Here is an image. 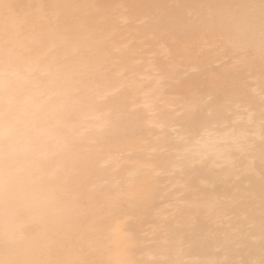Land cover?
I'll return each instance as SVG.
<instances>
[{
  "label": "snow or ice",
  "instance_id": "obj_1",
  "mask_svg": "<svg viewBox=\"0 0 264 264\" xmlns=\"http://www.w3.org/2000/svg\"><path fill=\"white\" fill-rule=\"evenodd\" d=\"M127 5L98 4H20L0 0V264H107L88 259L84 249L73 251L65 245L63 258L51 260L48 251L63 239L52 229L63 211L62 193L44 169L63 163L70 147L69 135H79L74 126L62 123L64 105L69 98L77 103L86 97L81 85L87 81L98 91L108 84L117 91L128 90L124 97L131 111L149 108L146 116L159 120L152 126L153 145L142 151L133 163L151 170L150 190L159 193L160 203L175 215L191 207L192 182L201 175L232 169L237 193L247 191L253 213L248 222L233 227L218 237L216 253L231 244L242 251L240 232L255 241L259 230V258L247 250V259L229 260L212 257L202 261H180L162 254L156 264H264V0L242 3L187 5L189 24L194 36H207L223 59L214 65L221 68L234 56H243L232 86L225 92L217 89L206 99H194L190 105L169 106L167 113L158 105L165 103V80L173 75L167 62H160L149 49L131 50L126 57H114L96 51L99 41L84 25L75 37L87 41L82 48L73 45L67 34L57 31L56 21L62 9L120 8ZM50 10V23L41 33V43L24 38L32 11ZM48 41L46 50H41ZM151 71L155 75V86ZM114 75L115 79H109ZM259 81V95H245L244 89ZM212 88L214 85H204ZM255 93V89H252ZM151 97V103L148 98ZM175 98V94H173ZM93 118L111 115L102 105H91ZM97 143L96 140L92 141ZM148 144V141H142ZM159 150L157 151V147ZM257 158L259 172L256 171ZM260 181L259 224L254 214L256 196L250 182ZM25 214L31 215L40 239L25 242L17 236ZM169 217L164 216L167 220ZM166 225H161L164 229ZM235 237L230 239L229 237ZM108 239V237H105ZM180 251V249H177Z\"/></svg>",
  "mask_w": 264,
  "mask_h": 264
},
{
  "label": "bare ground",
  "instance_id": "obj_2",
  "mask_svg": "<svg viewBox=\"0 0 264 264\" xmlns=\"http://www.w3.org/2000/svg\"><path fill=\"white\" fill-rule=\"evenodd\" d=\"M20 4H98L127 5L126 9H62L56 28L72 38L73 45L82 48L87 41L76 39L84 25L99 41L96 51L101 56L126 57L131 50L145 48L154 51L160 62H167L173 75L165 80V103L158 105L167 113L169 106L190 105L194 99H206L217 89L227 91L243 62V56H234L230 62L216 68L218 59L213 41L207 36L196 37L189 24L187 5L242 3L246 0H13ZM33 30L24 29V38L41 43V33L50 23V10L32 11ZM44 18V19H43ZM44 41L41 50H46ZM152 85L155 86V75ZM109 79H115L110 74ZM212 84L214 87L205 88ZM86 99L77 103L69 98L64 105L62 123L68 132L75 128L79 135H69L70 147L65 151L63 163L48 166L44 174L62 193L63 211L51 227L63 234V239L52 245L48 258H63L66 248L84 249L88 259L103 260L107 264H156L162 254L180 261H202L212 257L229 260L247 259L246 251L254 250L259 258V230L255 241L240 232L242 251L237 253L231 244L226 251L216 253L218 237L229 232V225L243 226L253 213L247 191L236 192L231 168L196 178L189 191L191 207L173 215L165 209L159 193L150 190L148 178L151 170L141 169L133 163L150 145L160 121L149 118V108L131 111L124 97L128 90L117 91L108 84L98 91L87 81L81 85ZM252 89H255L253 93ZM257 80L244 89L245 95H259ZM175 94V98H173ZM151 103V97L148 98ZM91 105H102L111 115L100 120L93 118ZM97 143L93 144L92 141ZM148 141V144L142 143ZM157 151L159 150L158 146ZM256 171L259 172L257 158ZM250 182L256 202L254 214L259 224L260 181L258 175L246 178ZM168 216L167 220L163 217ZM166 225L164 229L161 225ZM31 215L25 214L17 232L25 242L40 239ZM108 237V239H105ZM234 239L235 237H229ZM180 249V251H177Z\"/></svg>",
  "mask_w": 264,
  "mask_h": 264
},
{
  "label": "rangeland",
  "instance_id": "obj_3",
  "mask_svg": "<svg viewBox=\"0 0 264 264\" xmlns=\"http://www.w3.org/2000/svg\"><path fill=\"white\" fill-rule=\"evenodd\" d=\"M33 15V14H32ZM44 19V18H43Z\"/></svg>",
  "mask_w": 264,
  "mask_h": 264
}]
</instances>
